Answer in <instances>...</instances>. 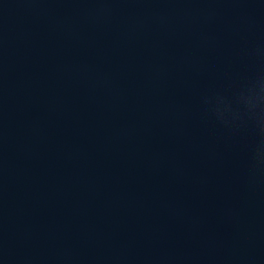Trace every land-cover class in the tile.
<instances>
[{
	"label": "water",
	"instance_id": "1",
	"mask_svg": "<svg viewBox=\"0 0 264 264\" xmlns=\"http://www.w3.org/2000/svg\"><path fill=\"white\" fill-rule=\"evenodd\" d=\"M0 264H264V0H0Z\"/></svg>",
	"mask_w": 264,
	"mask_h": 264
}]
</instances>
